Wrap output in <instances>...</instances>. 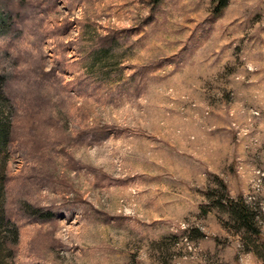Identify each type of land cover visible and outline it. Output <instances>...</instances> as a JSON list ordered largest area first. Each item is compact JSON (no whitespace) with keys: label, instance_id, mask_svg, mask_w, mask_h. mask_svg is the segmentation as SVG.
Listing matches in <instances>:
<instances>
[{"label":"rangeland","instance_id":"1","mask_svg":"<svg viewBox=\"0 0 264 264\" xmlns=\"http://www.w3.org/2000/svg\"><path fill=\"white\" fill-rule=\"evenodd\" d=\"M213 5L0 0L9 264H264V0Z\"/></svg>","mask_w":264,"mask_h":264},{"label":"trees","instance_id":"2","mask_svg":"<svg viewBox=\"0 0 264 264\" xmlns=\"http://www.w3.org/2000/svg\"><path fill=\"white\" fill-rule=\"evenodd\" d=\"M213 12L214 14L219 13L228 3V0H213ZM6 101L0 90V151L5 146L8 140V130L7 124L3 123L1 120L3 108H5ZM223 190L226 192V185L223 181L219 180ZM225 206L229 215L236 221L242 223L247 229L252 230L254 233H258L253 223V217L249 205H246L245 201L239 197L237 199L232 198L228 194L225 196ZM222 206V205H221ZM4 217L0 213V264H9L4 255V250L2 249L3 243L6 242V232H7V220L4 223ZM4 234V235H3Z\"/></svg>","mask_w":264,"mask_h":264}]
</instances>
